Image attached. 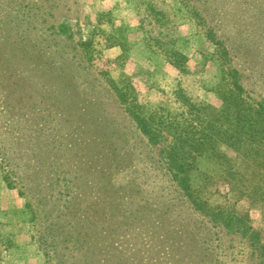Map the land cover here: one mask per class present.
<instances>
[{
  "label": "rangeland",
  "instance_id": "374dc122",
  "mask_svg": "<svg viewBox=\"0 0 264 264\" xmlns=\"http://www.w3.org/2000/svg\"><path fill=\"white\" fill-rule=\"evenodd\" d=\"M118 1L0 0V264H262L176 189L163 162L172 135L150 146L135 120L181 111L178 87L212 115L235 98L234 75L241 99L264 98V0ZM176 31L184 72L154 39ZM16 141L44 148L50 188L61 170L74 188L47 232L10 173L19 160L3 155ZM229 162L243 169L222 144L201 151L190 184L207 208L247 216L264 243V201L244 191L248 177L234 184Z\"/></svg>",
  "mask_w": 264,
  "mask_h": 264
},
{
  "label": "trees",
  "instance_id": "16d2710c",
  "mask_svg": "<svg viewBox=\"0 0 264 264\" xmlns=\"http://www.w3.org/2000/svg\"><path fill=\"white\" fill-rule=\"evenodd\" d=\"M179 2L184 5L183 0ZM149 8L154 11L153 7ZM158 13L160 10L159 12L155 10L154 16ZM211 33L210 31V36ZM157 34L160 38L166 35L161 31ZM177 37L176 31V37L168 40L154 39L160 54L179 72H184L187 57L172 45ZM211 39L213 41L214 36H211ZM233 79L231 92L235 98L230 101L222 99L223 108L214 110L212 115H207V109L202 100H190L183 93L182 88L178 87L179 92H176V97L180 99L177 103L181 111L169 112L161 109L155 120L153 115L143 116L137 118L135 123L136 128L150 146L157 144L156 138L160 132L165 131L172 135L174 142L163 162L176 189L187 199L192 210L211 222L213 226L228 235L245 240L253 258L257 259V263L264 264V243L261 242L259 233L253 229L247 216L229 207L207 208L189 181L197 155L206 149L215 151L216 147L222 144L233 151L243 163V169L238 171L233 169L229 162L227 170L234 184L240 185V179L243 176L248 177L251 182L244 187V191L264 201V98L261 96L241 99L243 86L235 75ZM188 100L191 102H187ZM65 141L66 148L68 144ZM14 145L10 156H5L7 152L3 155L8 161L19 160L21 168L18 170L12 168L10 173L18 181L19 195L26 199L27 207L30 208V202L35 204L36 210L31 211L42 223V231L47 232V222L53 221L67 208L74 188L66 186L65 182L68 181L65 177L66 170H61L62 173L57 174V182L54 183L56 188H50L51 183L45 182L49 179L46 177L49 172L41 169V164L46 158L42 152L43 147L37 146V151L33 154L32 150L26 153L25 150L17 152L19 142L16 141ZM219 156L227 158L224 153H219ZM61 177L63 185L58 183V178ZM5 181L8 184L7 179Z\"/></svg>",
  "mask_w": 264,
  "mask_h": 264
},
{
  "label": "crops",
  "instance_id": "0c3cea01",
  "mask_svg": "<svg viewBox=\"0 0 264 264\" xmlns=\"http://www.w3.org/2000/svg\"><path fill=\"white\" fill-rule=\"evenodd\" d=\"M122 2H124V6L126 5V8L124 10H126V11L129 10V9L131 10V6L127 5V0H119L118 3L116 2V4H115V10L116 11H119V8L121 6H123ZM130 4H131V2H130Z\"/></svg>",
  "mask_w": 264,
  "mask_h": 264
}]
</instances>
